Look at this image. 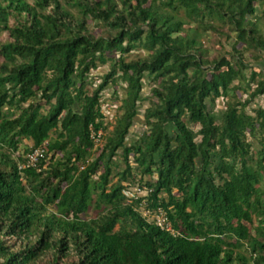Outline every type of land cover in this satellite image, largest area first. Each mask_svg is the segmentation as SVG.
<instances>
[{
  "label": "trees",
  "instance_id": "trees-1",
  "mask_svg": "<svg viewBox=\"0 0 264 264\" xmlns=\"http://www.w3.org/2000/svg\"><path fill=\"white\" fill-rule=\"evenodd\" d=\"M4 33L0 264H264V0H0Z\"/></svg>",
  "mask_w": 264,
  "mask_h": 264
},
{
  "label": "rangeland",
  "instance_id": "rangeland-1",
  "mask_svg": "<svg viewBox=\"0 0 264 264\" xmlns=\"http://www.w3.org/2000/svg\"><path fill=\"white\" fill-rule=\"evenodd\" d=\"M89 29L90 31L96 35V36H101L105 35L106 32H104V28L101 27L100 25H94L93 23L89 24ZM9 39V36L7 33H4L0 35V42H5L6 40ZM202 45L205 49H207V55L211 59L215 57L218 49H219V44H218V37L217 35L210 34L208 36L202 37L201 39ZM227 49L229 48L226 47ZM144 54L143 51L140 49L133 50L130 55L126 56L127 60H131L136 58L137 56ZM109 63L105 65L99 66L96 70L92 71L90 76H89V81L92 82L93 87L99 84L101 81L100 76L103 75L105 72L108 71L109 68ZM143 82V91H142V98H145L150 95V88L153 87V84L151 83L150 80H148L146 77L142 80ZM121 83L117 84L115 87H109L103 92V105H102V110L106 116H108L107 120L105 122H110V120H114V116L118 114L117 112V106L120 104V99L123 95V88H122ZM116 96V97H115ZM115 97L116 99H114ZM114 100V101H113ZM139 108H138V114L137 117L135 118V124L132 127L131 130V135L130 137H136V135L141 134L143 128V111L147 106V102L142 101L139 103ZM78 108V106H77ZM214 111L216 114H221L223 111V103L222 99L219 98L216 101ZM113 123V121H112ZM192 129L194 132H198V126H192ZM109 130H111V126H109ZM89 216L93 215V212L90 211Z\"/></svg>",
  "mask_w": 264,
  "mask_h": 264
},
{
  "label": "built area",
  "instance_id": "built-area-1",
  "mask_svg": "<svg viewBox=\"0 0 264 264\" xmlns=\"http://www.w3.org/2000/svg\"><path fill=\"white\" fill-rule=\"evenodd\" d=\"M102 132H98L96 135L94 133L91 134V137L94 138V140L100 141V136ZM44 158V151L42 149H36L32 153H30L27 156V166H33L36 167L38 162ZM154 223L165 230H171V225L168 220V217L166 213L162 210H159L154 216H153Z\"/></svg>",
  "mask_w": 264,
  "mask_h": 264
}]
</instances>
